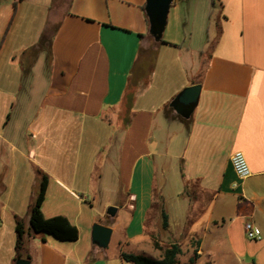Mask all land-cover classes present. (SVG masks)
Wrapping results in <instances>:
<instances>
[{
  "label": "crops",
  "instance_id": "crops-1",
  "mask_svg": "<svg viewBox=\"0 0 264 264\" xmlns=\"http://www.w3.org/2000/svg\"><path fill=\"white\" fill-rule=\"evenodd\" d=\"M221 1L213 42L157 43L144 76L134 72L150 43L146 0H0V195L6 177L9 196L25 207L24 218L14 215L29 227L39 168L50 178L44 216L77 227L72 213L94 209L89 197L105 192L97 169L109 168L108 203L118 209L100 222L112 229L114 253L37 236L28 237L23 259L132 264L123 253L158 260L178 244L176 264L185 255L188 264L199 241L197 264L213 240L229 245L235 227L252 222L264 235V0ZM44 34L49 51L40 45ZM194 85L199 103L185 118L171 103ZM237 151L251 169L245 180L231 162Z\"/></svg>",
  "mask_w": 264,
  "mask_h": 264
},
{
  "label": "rangeland",
  "instance_id": "rangeland-1",
  "mask_svg": "<svg viewBox=\"0 0 264 264\" xmlns=\"http://www.w3.org/2000/svg\"><path fill=\"white\" fill-rule=\"evenodd\" d=\"M223 11L224 10L221 0H174L168 16V24L163 35L164 42H162L161 45H165L163 47H169L168 45L177 43L182 44L185 47L192 46L196 49L203 48L205 45H207L208 40L213 42V35L211 33L214 29L213 25L214 22H216V18L221 19L223 15H225ZM211 16L212 22L209 21V17ZM211 23L212 28L210 29L209 27ZM210 33L211 35L208 37V34ZM4 36L5 35H3L2 39H0V49ZM156 45L157 43L154 41L153 37L150 36V43L143 49L142 56L140 57L134 72L135 75L146 74L145 76H148L149 71L146 70L149 68V59L145 56V54L152 55V53L155 52ZM207 47L209 46H206L205 48ZM44 48L46 51H49V42L44 45ZM46 61V55L42 54L36 65L37 73H39L40 78L46 76ZM42 78L40 80L41 86L39 87L40 95H42L44 92ZM26 95L27 87L23 88L20 97L23 98ZM97 167L99 168V163ZM97 173L102 175L104 178V185L102 187L104 189L103 191L105 192L101 193V191H98V195L96 194L97 198L95 200H93V196L89 197L90 204L94 206V209L92 211L90 210L91 212H88L89 214H82L81 209L78 210V208H75V213H72L71 217L72 221L77 224V228L80 231V237L78 241L82 243L83 251L89 246L92 247L91 235L94 224L104 221V217L107 215L108 209L112 207L109 205L108 199L111 187L113 185L112 179L114 178V171L109 168L97 169ZM4 185L5 188L7 187V190H4V193L0 195V264H16V262H13L15 257L14 247L16 241L14 210L19 211V216L24 218L22 215L24 211L22 210H24L25 207H23L22 201H13L14 196H9V188L8 185L6 186V177L4 180ZM7 199L12 200L7 202ZM65 205L74 209L75 202L74 200L68 198L65 201ZM78 213L80 215H78ZM82 219L85 221V223L82 222ZM157 220L160 222L159 217ZM92 221L93 223H91ZM153 221L154 217H152V220H150L148 223L149 229H151ZM161 235H163L162 232H160V236ZM177 235L182 236V233L179 232L178 234H175L176 237ZM38 237H40L41 240H44V237L51 236L44 234L38 235ZM261 238L262 239L260 241L250 240L247 237L246 231L244 229L242 230L238 227H235L234 231L232 230L231 242L229 245L221 244L217 240H213L211 242V247L206 248L208 250L207 254L202 257V259L197 264H264V235H261ZM28 250L29 246L26 244L25 251L22 254V259L28 258ZM116 250L114 237L113 241H111L110 245L104 249V251H106L105 253H114ZM185 259L186 255L182 256V262L179 264H183Z\"/></svg>",
  "mask_w": 264,
  "mask_h": 264
},
{
  "label": "trees",
  "instance_id": "trees-1",
  "mask_svg": "<svg viewBox=\"0 0 264 264\" xmlns=\"http://www.w3.org/2000/svg\"><path fill=\"white\" fill-rule=\"evenodd\" d=\"M47 42V36L44 34L41 38L40 45L43 46ZM164 42V41H163ZM142 52L140 57L142 56ZM155 52L145 54L149 59V68L146 71L149 73L152 70ZM140 59V58H139ZM27 74V72H26ZM146 74H144L145 76ZM40 178L39 191L30 206V220L29 227H26L24 220L17 215H14L15 231H16V244H15V258L13 262L22 259V254L25 251L26 242L28 237H36L38 235H50L55 239L63 242H75L79 239V230L73 225L69 219L65 216L59 215L51 218H46L42 211V206L46 199V194L50 182L49 176L44 173L41 169L36 170ZM193 245L194 253L193 257L189 260L188 264H195L198 258V251L200 249V242ZM159 248V245L156 244ZM182 253V249L178 244H173L164 249L163 257L155 260L145 255H134V254H122L123 260L132 264H176L177 257ZM29 258V257H28Z\"/></svg>",
  "mask_w": 264,
  "mask_h": 264
},
{
  "label": "water",
  "instance_id": "water-1",
  "mask_svg": "<svg viewBox=\"0 0 264 264\" xmlns=\"http://www.w3.org/2000/svg\"><path fill=\"white\" fill-rule=\"evenodd\" d=\"M174 0H146L145 13L149 23V33L156 43L163 42V35L168 24V16ZM201 86L194 85L185 88L171 103L173 109L185 118H189L200 99ZM117 208L112 206L107 211V216L115 217ZM1 224V217H0ZM112 237V229L100 223L92 228V244L99 249H106ZM16 264H30V261L19 259Z\"/></svg>",
  "mask_w": 264,
  "mask_h": 264
},
{
  "label": "built area",
  "instance_id": "built-area-1",
  "mask_svg": "<svg viewBox=\"0 0 264 264\" xmlns=\"http://www.w3.org/2000/svg\"><path fill=\"white\" fill-rule=\"evenodd\" d=\"M231 162L235 170L236 175L240 180H245L251 175V169L248 161L242 152H234L231 156ZM247 237L250 240L260 241L261 233L254 226L252 222H248L245 226Z\"/></svg>",
  "mask_w": 264,
  "mask_h": 264
}]
</instances>
